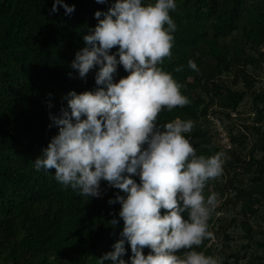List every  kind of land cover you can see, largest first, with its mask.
Returning a JSON list of instances; mask_svg holds the SVG:
<instances>
[{
    "label": "trees",
    "instance_id": "obj_1",
    "mask_svg": "<svg viewBox=\"0 0 264 264\" xmlns=\"http://www.w3.org/2000/svg\"><path fill=\"white\" fill-rule=\"evenodd\" d=\"M66 2L75 4L71 14L62 5L50 13L53 0H0V264H99L123 228L120 203L108 202L123 190L102 180L103 195L88 198L57 181L54 169L34 167L58 132L49 114L67 106L70 89L97 87L99 66L81 78L71 61L98 22L95 10L111 0ZM170 15L177 27L161 66L190 103L165 107L158 122L193 120L185 135L197 154L224 157L221 176L204 189L217 201L207 222L212 239L196 250L216 264H264V0H177ZM124 75L118 65L114 77ZM213 119L227 145L216 141Z\"/></svg>",
    "mask_w": 264,
    "mask_h": 264
},
{
    "label": "clouds",
    "instance_id": "obj_2",
    "mask_svg": "<svg viewBox=\"0 0 264 264\" xmlns=\"http://www.w3.org/2000/svg\"><path fill=\"white\" fill-rule=\"evenodd\" d=\"M61 5L67 14L75 9L53 0L50 13ZM176 8L177 0H111L107 10H95L98 22L83 35L71 66L86 78L98 65L97 87L65 94L67 106L49 114L58 132L34 159L37 170L54 169L57 181L88 198L103 195L102 180L123 190L108 199L121 205L120 238L99 264L109 258L111 264H216L196 249L212 239L207 222L217 201L206 198L204 189L221 176L224 157L197 154L185 135L193 120L158 122L165 107L190 103L161 66L171 55L177 25L170 12ZM118 65L127 75L114 80ZM189 67L197 69L196 62L189 60ZM181 249L187 251L180 255Z\"/></svg>",
    "mask_w": 264,
    "mask_h": 264
},
{
    "label": "rangeland",
    "instance_id": "obj_3",
    "mask_svg": "<svg viewBox=\"0 0 264 264\" xmlns=\"http://www.w3.org/2000/svg\"><path fill=\"white\" fill-rule=\"evenodd\" d=\"M114 80H118L117 78H115L114 77ZM214 120V119H213ZM216 120V119H215ZM215 120H214V122H215ZM216 123V122H215ZM214 123V128L217 130V127H218V130L220 131V132H218L217 131V137H216V141L221 145V146H223V145H227L228 144V139H227V137L226 136H223V135H221V133H222V131H224V129L222 128V130H220V128H221V126H220V124L218 125L217 123L215 124ZM220 134V135H219Z\"/></svg>",
    "mask_w": 264,
    "mask_h": 264
},
{
    "label": "built area",
    "instance_id": "obj_4",
    "mask_svg": "<svg viewBox=\"0 0 264 264\" xmlns=\"http://www.w3.org/2000/svg\"><path fill=\"white\" fill-rule=\"evenodd\" d=\"M215 122L219 125V121L217 119L215 120ZM220 130H221V128H220ZM221 135L226 136V133L224 131H222Z\"/></svg>",
    "mask_w": 264,
    "mask_h": 264
}]
</instances>
